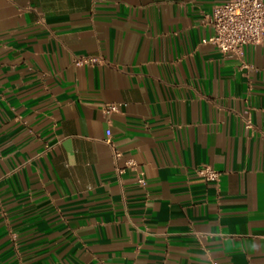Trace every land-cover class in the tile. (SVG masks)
<instances>
[{
  "label": "crops",
  "instance_id": "crops-1",
  "mask_svg": "<svg viewBox=\"0 0 264 264\" xmlns=\"http://www.w3.org/2000/svg\"><path fill=\"white\" fill-rule=\"evenodd\" d=\"M224 1L0 0V264H264V40L202 42Z\"/></svg>",
  "mask_w": 264,
  "mask_h": 264
},
{
  "label": "built area",
  "instance_id": "built-area-1",
  "mask_svg": "<svg viewBox=\"0 0 264 264\" xmlns=\"http://www.w3.org/2000/svg\"><path fill=\"white\" fill-rule=\"evenodd\" d=\"M209 21L213 28V34L202 39V42H210L221 52L240 53L242 47L247 44H258L264 40V0H226L213 5ZM101 59L95 56H82L76 59V64H93ZM103 110L106 114L117 111L115 103H107ZM106 141L110 143L109 129L105 130ZM119 151L113 148L114 157L119 156ZM128 166L133 163L127 161ZM120 171V170H118ZM195 173L205 181H217L218 171L209 165H201L195 168ZM137 181L144 185V179L139 175Z\"/></svg>",
  "mask_w": 264,
  "mask_h": 264
}]
</instances>
